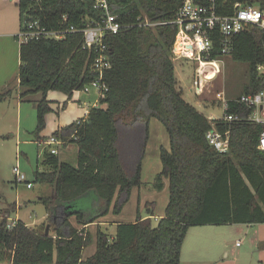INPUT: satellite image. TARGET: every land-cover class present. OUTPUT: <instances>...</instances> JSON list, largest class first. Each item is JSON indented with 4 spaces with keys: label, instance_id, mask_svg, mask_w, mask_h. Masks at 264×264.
Instances as JSON below:
<instances>
[{
    "label": "trees",
    "instance_id": "obj_1",
    "mask_svg": "<svg viewBox=\"0 0 264 264\" xmlns=\"http://www.w3.org/2000/svg\"><path fill=\"white\" fill-rule=\"evenodd\" d=\"M185 0H110L119 20L129 28L104 40L109 48L111 68L104 73L108 92L101 106L92 107L86 118L56 131L53 136L78 147V164L60 161L46 151L43 171L35 182L53 188V196L42 199L48 220L55 228L46 235V224L29 227L21 220L9 228L13 211L0 217V264H181V251L188 230L200 226L264 224V152L259 150L262 127L252 124L229 126L208 119L187 103L178 87L172 49L178 29L175 25L155 28L139 26V19L152 22L174 20ZM208 3V0H198ZM258 5L264 0H216L219 14L231 15L234 5ZM92 0H19L22 14L41 18L51 29L85 27L86 15H93ZM64 18L66 20L64 21ZM219 40L209 61L221 60ZM18 73L21 99L41 93L36 101L37 127H46L51 111L46 95L63 92L70 100L96 78L95 54L84 48L83 34L66 33L63 40H40L20 44ZM233 61L248 65V86L244 94L264 89V36L256 28L236 35ZM14 90L0 92V102ZM239 97V96H238ZM233 106V112L236 107ZM231 111V112H232ZM152 118L166 128L169 150L160 148L162 172L153 187L164 189L168 180L169 203L156 226L140 214L134 223H121L111 238L98 231L96 253L83 259L92 235L73 226L97 222L111 211L121 212L134 188L142 185V159L149 139ZM216 123L230 129L231 149L222 154L212 148L206 133ZM87 198L90 207H80ZM151 213L154 203L149 204ZM154 216V214H149Z\"/></svg>",
    "mask_w": 264,
    "mask_h": 264
},
{
    "label": "rangeland",
    "instance_id": "obj_2",
    "mask_svg": "<svg viewBox=\"0 0 264 264\" xmlns=\"http://www.w3.org/2000/svg\"><path fill=\"white\" fill-rule=\"evenodd\" d=\"M18 26L20 28V25ZM0 55L4 61L2 68L11 72L13 69H17V50L11 41L0 42ZM174 66L178 87L184 100L210 120L220 119L223 116L221 101L217 98L218 93H224L228 100L236 99L246 93L248 65L235 62L230 57L222 59V63H220L221 72L218 74H215L213 67L207 66L203 69V92L200 94L191 91L193 82L197 78L199 64L181 59L174 61ZM41 95L39 93L31 96L30 102L20 105L16 101V94L0 102V216L1 212L13 211L11 213L12 221L9 220V224L15 223V220H21L28 226L46 224V227L50 225L49 233L51 234L55 228L49 222L48 211L41 201L53 196V188L35 182V172L45 169L42 162L45 152L50 149L48 144L37 145L34 141L38 139L34 135L37 127V105L35 102L41 100ZM78 99L83 104L91 106L97 99V92L94 89H91L89 94L79 92L69 100L59 90L49 91L46 100L49 102L51 111L46 115V127L40 132L39 137L48 139L57 131L58 126L66 127L84 118L85 112L79 107V103L75 102ZM99 106L106 108L105 105L101 106L100 104ZM153 122L158 127L157 131L155 126L154 130L151 131V123ZM149 130L147 147L150 145V149L146 150V155L153 158L156 154V149L153 148L159 147V141L163 135L165 136L163 138L167 140L166 128L157 118H152ZM59 152V158L62 161L77 166L78 147L75 144H71L68 149L62 148ZM148 157H143L142 169L144 166L150 165ZM157 158H159L158 162L161 166L160 153ZM17 166L19 171L25 175L26 181L16 179L14 168ZM149 179L150 174L146 171L143 175L144 184L142 183L143 187L140 194L138 193L139 187H136L133 195L131 192L129 201L119 213H114L117 201L115 199L111 205V211L106 217L115 221H136L139 215L137 206L139 197L142 200L149 197L151 189L148 188L150 186L153 188L152 182H150L152 179ZM28 183H31L30 188L27 186ZM157 192V199H161L165 194L162 191ZM78 205L90 207L91 202L87 198H83L79 200ZM141 210L142 215H145V207L142 206ZM155 214H159L158 209H155ZM71 222L78 225L75 218H72ZM156 224L157 220H153V225ZM110 233H113V230ZM197 243L200 244L199 250L203 256L201 260L218 259V261H223L227 259V253H229L230 259L238 257L240 264H264V224L192 227L188 230L182 246L184 248L183 259L192 260V255L187 252L191 251L193 244ZM237 244L240 247H237ZM88 253L89 249L84 251V256ZM235 253L238 254L232 256Z\"/></svg>",
    "mask_w": 264,
    "mask_h": 264
},
{
    "label": "built area",
    "instance_id": "obj_3",
    "mask_svg": "<svg viewBox=\"0 0 264 264\" xmlns=\"http://www.w3.org/2000/svg\"><path fill=\"white\" fill-rule=\"evenodd\" d=\"M19 1V0H18ZM39 5L40 0H30ZM94 17L86 15L83 22L85 27L78 30L70 27L67 30L51 29L46 26L41 18L30 14V10L22 14V22L17 35L19 44H26L40 40H63L66 33L79 32L84 36V48L95 54L93 69L98 73L96 78L82 90L74 91L89 94L91 89L97 92V99L94 107L100 105L101 99L108 92V86L104 81L105 71L111 68L109 59V48L104 40L107 36L118 35L123 30L130 27L119 20L118 9L110 0H92ZM66 18H64V21ZM139 26L155 28L162 25H175L178 29L176 40L172 49L173 60L186 59L199 64L197 78L193 82L191 91L196 94L203 92L202 76L203 65L213 67L218 74L221 72L220 63L222 59L231 54L234 37L247 29L256 27L264 36V10L258 5L244 6L240 3L234 5L231 15H221L216 7V0H208V3H200L198 0H185L172 21L152 22L148 18L139 19ZM219 40V49L223 58L221 60L209 61L214 52V38ZM206 66V67H207ZM259 75L263 76L264 64L257 68ZM217 98L221 101L223 116L216 119L218 123L229 126L236 124H252L262 127L259 138V150L264 152V89L250 94H242L236 99H226L224 93H218ZM236 110L233 112V105ZM232 111V112H231ZM89 113V112H87ZM88 115V114H87ZM231 131L220 130L216 123H212L211 129L206 133L208 144L216 151L227 154L231 149ZM42 143L49 146L51 154L58 156L59 148L65 144L62 140L51 136ZM18 181H26V177L19 171V167L14 168ZM28 188L31 183H28ZM12 221V220H11ZM16 221V220H15ZM16 223V222H15ZM10 223L9 228L15 225Z\"/></svg>",
    "mask_w": 264,
    "mask_h": 264
},
{
    "label": "crops",
    "instance_id": "obj_4",
    "mask_svg": "<svg viewBox=\"0 0 264 264\" xmlns=\"http://www.w3.org/2000/svg\"><path fill=\"white\" fill-rule=\"evenodd\" d=\"M18 25H20V12H19V7H18V0H0V42L1 41H4V42L5 41H11L14 48L17 50V56H18L17 69L16 70L13 69V72H11V71L7 70L6 68L5 69L2 68L4 61H3L2 56L0 55L1 56V58H0V92H4L5 90H9V89L14 90L13 94H16V96H17L16 101L20 105V104H24L26 101H23V99H21V90L19 88V82H18V73H19V66H20V56H19L20 45L17 42V35H18L20 28ZM16 42L18 45L16 44ZM38 96H40V95H38ZM75 102L79 103V107L85 112V117L87 116L86 115L87 112L92 107H94L93 106L94 104L91 106H87L86 104H83L80 99L76 100ZM103 108H104V106H103ZM154 126L156 127L155 130L157 131L158 127L154 124V122L151 123V131L154 130ZM62 128H64V127L58 126L57 131L62 129ZM165 133H166V137H167L168 141L163 138V137H165L163 135L162 139L159 141V144H160V145H158L159 147L156 146L155 148H153V149H156V154H158L157 156H159L161 147H164L166 149L170 148V142H169L167 132L165 131ZM44 140H47V139H44L43 137H39L38 139H35L34 141L37 145H41L40 143L43 142ZM69 146H71V144H68L66 146L64 145L63 147H60V149H62V148L68 149ZM149 147H150V145L147 147V144H146L145 152H144L145 157H148L146 155V150L148 151L150 149ZM156 154H155V156H156ZM155 156L153 158H151V156H149L148 162L150 165H148L146 167L144 166V168L142 169V183L143 184H144L143 175H145L146 171L150 174L149 180L152 179L150 181V182H152V185L154 184L156 175L160 174L162 171V163L160 166L159 162H158L159 158H157V156L156 157ZM58 157H59V154H58ZM60 161H62V160L60 159ZM62 162H64V161H62ZM144 163H145V161H144ZM15 176H16V174H15ZM16 179H17V177H16ZM142 187L143 186L141 185L138 188L139 194H140V191H142ZM148 189H151L149 192L150 193L149 197H145L144 200H142L139 197V201L137 204V206L139 208L138 212L144 219L151 218L152 224H153V220H157V224H158L159 220L165 216L166 208H167V205L169 203V191H167L168 190V180L164 181V189L162 190V192L165 194L163 195V197L161 199L156 198V195L158 192L154 187L152 188V186H150ZM134 191H135V188L132 191V195H133ZM152 203H154V209L151 213H148L146 207ZM142 206L145 207V210H146L145 215H142V210L140 211V208H142ZM18 209H20V208H18ZM155 209L159 210L158 215L155 214ZM2 213H4V212H1V215H2ZM143 214H144V212H143ZM149 214H154V216H149ZM106 216L102 217L97 222L86 225V226H78L76 223L72 222L73 226H75L79 230L84 229V230H86V232H88L92 235V244L84 250V251H86L87 249H89V253L86 256H84V253H83V259L89 258L96 253L97 233L99 230L108 234L110 237H114L116 234L117 226L119 224H121V223H134L135 222L133 220L131 222H129V221H125V222L115 221L113 219L112 220L109 219ZM9 220H11V217ZM16 221H18V220H16ZM156 225H154V226H156ZM35 226H37V225H35ZM35 226L29 225V227H35ZM112 230H113V233H110V231H112ZM199 245H200L199 243L193 244L192 250L187 252V253L192 255L191 256L192 260H188L185 258L183 259L184 248H182L181 264H240L238 261V257H234V258L230 259L229 253H227V257H226L227 259H225L223 261H218V259L201 260V258L203 256L200 254ZM237 247H240V245L237 244ZM236 254H238V253H235L232 256H236Z\"/></svg>",
    "mask_w": 264,
    "mask_h": 264
},
{
    "label": "water",
    "instance_id": "obj_5",
    "mask_svg": "<svg viewBox=\"0 0 264 264\" xmlns=\"http://www.w3.org/2000/svg\"><path fill=\"white\" fill-rule=\"evenodd\" d=\"M49 229H50V225H47V227H46V235H49Z\"/></svg>",
    "mask_w": 264,
    "mask_h": 264
},
{
    "label": "bare ground",
    "instance_id": "obj_6",
    "mask_svg": "<svg viewBox=\"0 0 264 264\" xmlns=\"http://www.w3.org/2000/svg\"><path fill=\"white\" fill-rule=\"evenodd\" d=\"M207 65H203V68L206 67Z\"/></svg>",
    "mask_w": 264,
    "mask_h": 264
}]
</instances>
